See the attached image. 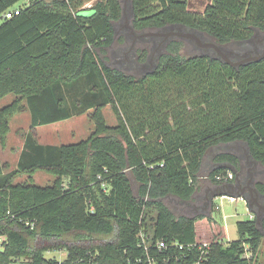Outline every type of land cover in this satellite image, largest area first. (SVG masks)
Instances as JSON below:
<instances>
[{
  "label": "trees",
  "instance_id": "1",
  "mask_svg": "<svg viewBox=\"0 0 264 264\" xmlns=\"http://www.w3.org/2000/svg\"><path fill=\"white\" fill-rule=\"evenodd\" d=\"M19 1L0 0V15ZM87 1L31 0L0 23V98L18 92L25 100L0 109L1 141L9 117L31 114L18 167L5 172L0 158V233L7 236L0 264H147L142 229L152 234L151 254L157 239L170 246L158 264H195L200 249L178 245L196 244V221L204 215L177 216L166 199L191 201L204 175L217 185L215 174L227 168L206 173L203 164L220 144L246 143L264 167V59L236 67L210 55L184 56V43L172 39L156 68L137 77L101 56L115 40L122 0L86 8ZM132 4L137 29L177 23L221 45L264 32V0H213L203 13L190 11L187 0ZM149 45L141 48L147 60ZM82 77L102 96L94 104V132L73 144L39 143L38 126L75 115L62 90ZM110 103L123 114L115 106L117 126H108L101 113ZM216 158L240 170L235 154ZM39 170L54 181L35 184ZM22 175L27 178L19 181ZM256 186L264 193V179ZM237 229L239 237L226 244L212 240L199 264H255L264 232L256 219L239 220ZM59 248L68 251L65 260L46 256Z\"/></svg>",
  "mask_w": 264,
  "mask_h": 264
},
{
  "label": "rangeland",
  "instance_id": "2",
  "mask_svg": "<svg viewBox=\"0 0 264 264\" xmlns=\"http://www.w3.org/2000/svg\"><path fill=\"white\" fill-rule=\"evenodd\" d=\"M188 9L192 12L203 13L206 7L213 3V0H187ZM95 0L87 1L84 6L86 8L91 7L94 4ZM26 0H20L15 4L14 7H19L24 5ZM157 3H155V6ZM123 6V15L122 18L116 24V36L114 42L106 48L105 53H101L104 61L113 67L120 68L126 73H132L137 77L146 74L154 70L158 64L159 58L165 51V45H161L159 49H149L151 56V64L148 63L147 58L142 57L141 48L143 45L142 40L135 41L131 40L132 30L137 36L144 35L147 33H155L162 31L156 27H146L137 29L135 28V18L136 14L134 12L132 0H122ZM159 5H157L158 7ZM160 8V6H159ZM157 8V9H159ZM4 15H0V23H2ZM141 17L139 18V20ZM177 23L168 24V26H174L173 29H168L166 33H175L170 35L169 41L172 39H180L184 44L181 53L184 56L204 54L212 55L216 58L217 54L209 51H205L200 45L196 44V40L191 37H181L176 35V32L180 33H192L190 27L181 26V30L176 28ZM198 31V30H197ZM202 42H212L216 43L214 38L209 37L205 33L198 31L196 33ZM130 38V39H129ZM151 41V40H150ZM152 42V41H151ZM150 42V43H151ZM150 43H147L149 45ZM153 43V42H152ZM133 45V47H131ZM150 46V45H149ZM226 47L225 45H223ZM130 48V49H129ZM151 48V47H150ZM230 58V56L227 54ZM149 59V57H148ZM139 61V62H138ZM145 61V62H144ZM140 62H144L139 64ZM146 66L140 70L141 67ZM66 101L69 106L75 112L71 118L54 122L48 125L38 126L36 130L37 141L41 144H73L77 142H82L94 132L95 130V121L92 118V115L95 111L94 104H96L102 96H98L94 90L93 84L88 81L87 77H82L75 80L73 83L64 84L62 90ZM19 101L20 105H25V100L22 95L18 92H7L0 98V109L3 107L13 104V102ZM121 113V109L118 105L107 104L101 109V113L104 117V120L108 126H117L120 123L119 114L116 107ZM9 130L6 133L5 142L1 141L0 138V157L4 165H6V172H10L18 167V163L21 159V154L24 149L26 136L29 135L31 129V114L27 111L14 113L11 117L8 118ZM205 176V175H204ZM26 175H22L18 180L23 181L26 179ZM131 178L134 183L135 189L137 188V183L134 180V177L131 175ZM55 179V175L52 173L39 170L34 174V183L38 185H48L51 184ZM202 185H206L203 183ZM203 186V187H204ZM200 194L204 195V191H201ZM248 194V190H247ZM166 202L169 204L172 210L175 211L177 215L182 213V207L178 203V199L173 196H170L166 199ZM198 205V203H195ZM214 206H208L206 209H197L191 211H184V215H194L195 213H204L210 214L212 211V219H200L196 222V230L199 238L207 237L212 240H221V233L224 232L222 226L226 228V237L223 239L226 244L228 241L235 240L239 237L237 222L239 220L250 219V213L248 204L245 200H238L231 202L227 199L221 198L220 196L214 199ZM219 207L216 209V207ZM46 256L55 257L58 259H64L67 256L66 248L53 249L52 251H47ZM255 264H264V237L261 241L259 251Z\"/></svg>",
  "mask_w": 264,
  "mask_h": 264
},
{
  "label": "crops",
  "instance_id": "3",
  "mask_svg": "<svg viewBox=\"0 0 264 264\" xmlns=\"http://www.w3.org/2000/svg\"><path fill=\"white\" fill-rule=\"evenodd\" d=\"M221 152H230V153L235 154L239 158V166H240L239 177H238V174L236 171L232 170L231 168H228V165H229L228 162L217 161L216 155L221 153ZM217 167H224V168H227V170H231L235 173L234 179H232L229 182H232L234 184L236 183V187H234V188L227 187L226 185L229 182H223V183L218 182L217 185H213L209 181V179H207V178L201 179L199 182L201 187L199 190H197V192H196L197 195L191 201H182V200H179L178 198H176V199H178V203L182 207V209H181L182 213L179 215H177L175 213V211L173 210L177 216L184 215V211L186 210V207H188L187 211H190V212L191 211L193 212V206L200 207L201 203H203L202 196H204L203 194L202 195L200 194L201 191H204V194H205V192L209 191L212 194V196L216 195L215 198H217L219 196L222 198V196H224V195H232V194L237 195L239 192H242L243 190L248 188V182L246 181V174L247 173L254 170V168H256V170L261 172L262 175L264 173V167L261 166V164L259 162L253 163L250 160V158L248 157L247 152H246L245 143L242 141L234 142V143H227V144H220V145H217V146L210 149L208 155L205 158V161L203 164V170L206 173H209L210 171L214 170ZM4 171L6 172V168ZM237 177L239 178L238 182H236ZM33 178H34V175H33ZM203 183H205L206 185L205 186L202 185ZM230 190H232V191H230ZM198 195H199V198H201L200 201H199V198H197ZM215 198H213V200L211 201V203L209 205V206H212V208H214V209H215V206H214V199ZM195 203H198V205H195ZM218 208L219 207L217 206L216 209H218ZM213 212H214V210L212 211L211 216H208L210 214H204V213H195L194 215L201 214V215H204V217L201 219L207 218L209 220V219L214 218ZM251 214L255 215V219H256V214L254 212H251ZM222 227L224 229V232L221 233V237H220L221 241H223V239L227 236L226 235V228L224 226H222ZM197 240L212 241V239H209L207 237H204V239L199 238L198 233H197Z\"/></svg>",
  "mask_w": 264,
  "mask_h": 264
},
{
  "label": "flooded vegetation",
  "instance_id": "4",
  "mask_svg": "<svg viewBox=\"0 0 264 264\" xmlns=\"http://www.w3.org/2000/svg\"><path fill=\"white\" fill-rule=\"evenodd\" d=\"M173 28H175V27L166 25V26L161 28L162 31H160V32L147 33V34L139 35V36L134 34V32L132 30V33H131L132 35H129V33H128L127 36H130V37L132 36L131 40L134 43H135V41H139V40L141 41L142 40L143 45H147V43H150L152 41L153 43L152 42L150 43V44H152L150 46L151 47L150 49H159L161 47V45L163 46L169 41L170 35L175 34V33H166L165 31H167L168 29H173ZM176 28H178V27L176 26ZM178 29H179L178 31L181 30V28H178ZM176 35L181 36L183 38L188 37V36L184 35V33H180V32H176ZM191 38H193V37H191ZM194 39L196 40L195 41L196 44L200 45V47L202 46L201 48H203L206 52L207 51L212 52V53L214 52L217 54V57H221V54L219 53V51L215 47L210 46V45L209 46L202 45L199 43V41L196 38H194ZM217 44H219V43H217ZM219 45H221V44H219ZM221 46H223V45H221ZM225 46H226L225 47L226 49L223 52L226 55L228 54L234 62L240 61L245 56L259 55V54L264 52V32L257 31V33H256V31H255V33L249 39L244 40V41L233 42V43H231L229 45H225ZM131 47H133V45ZM231 55L233 57H231ZM210 56H212V55H210ZM148 60H149L148 63L151 64V61H152L151 56H149ZM143 68H146V66L141 67L140 70ZM260 179H264V173L262 175L261 172L256 170V168H254V170H252L246 174V181L248 182V186L255 185V187H257L256 184ZM248 194L250 196L252 194L253 195L252 198L253 197L257 198V201L255 202V207L257 209H262V206H264V193L260 192V195H255L254 192H250L248 190ZM196 195H197V193L194 195V197ZM197 198H199V195L197 196ZM200 199L201 198H199V201H200ZM212 199H213L212 194L209 191L205 192L204 196H202L203 203H201L200 207L193 206V210L206 209L210 205ZM262 210L264 213V209H262Z\"/></svg>",
  "mask_w": 264,
  "mask_h": 264
},
{
  "label": "built area",
  "instance_id": "5",
  "mask_svg": "<svg viewBox=\"0 0 264 264\" xmlns=\"http://www.w3.org/2000/svg\"><path fill=\"white\" fill-rule=\"evenodd\" d=\"M31 0H26V3L24 5H21L19 7H12L11 9H9L7 12H5L4 14V18H12L15 15H18L21 10L22 7H24L25 5H28L30 3ZM86 7V6H84ZM206 178V176H203ZM235 177V173L231 170H227V171H221L215 174L214 178L217 182L223 183V182H229L232 179H234ZM222 198L227 199L231 202H235L240 200H245V198L243 196H237V195H224L222 196ZM250 219H255V215L250 213ZM28 225L33 226L34 222H27ZM139 239H140V244L141 246L144 247L147 257H146V261L147 264H158V258L160 256H158L159 253H161L163 250H167L170 246L168 245V243L164 240V239H157L155 240V244H154V249L155 251H157L156 255H153L150 253V249L152 245V234L150 232L145 231V229L140 230L139 234ZM7 241V236L5 234L0 233V251L4 250L5 248V242ZM223 242V241H221ZM176 243V242H175ZM173 243V244H175ZM211 245V241H207V240H197L196 244H192V245H184V244H180L178 245L179 248H184L187 247L188 250H190L191 248H193L194 246H197L200 249V257L199 260L195 263V264H199L200 261L207 259L208 254H209V248ZM250 255V254H249ZM68 257V251H67V256L64 259H59L60 261L65 260ZM58 259V258H57ZM180 258L177 257V260H179ZM165 261H169L171 260V257L166 256L164 257Z\"/></svg>",
  "mask_w": 264,
  "mask_h": 264
},
{
  "label": "water",
  "instance_id": "6",
  "mask_svg": "<svg viewBox=\"0 0 264 264\" xmlns=\"http://www.w3.org/2000/svg\"><path fill=\"white\" fill-rule=\"evenodd\" d=\"M98 0H95V2H94V4L93 5H95V3L97 2ZM83 12H85V13H91V10H89V9H87V10H85V11H83ZM84 13V14H85ZM177 25V27L178 28H181V26H183L182 24H176ZM191 31H193L192 33H185L184 35H186V36H188V37H193V38H196L198 41H199V43L200 44H202V45H205V46H213V47H215L218 51H219V53L221 54V57H216L217 59H221L222 61H225V62H227L228 64H231V65H233V66H236V67H239V66H241V65H245V64H247V63H249V62H253V61H260V60H262V59H264V52L263 53H261V54H259V55H251V56H245L243 59H241L240 61H238V62H234L231 58H229L223 51L226 49L225 47H223V46H221V45H219V44H217V43H212V42H206V43H204V42H201L200 40V38L198 37V35L196 34V33H198V31L197 30H195V29H193V28H191ZM257 31H259V30H256V33H257ZM179 34V33H178ZM180 35V34H179ZM231 57H233L232 55H231ZM245 147H246V152H247V155H248V157L250 158V160L253 162V163H257V161L254 159V157L251 155V153H250V150H249V147H248V145L245 143ZM228 168H231L232 170H234V171H236L237 172V174H238V177H239V174H240V170L237 168V167H235V166H233V165H231V164H229L228 165ZM237 177V181L236 182H238L239 181V178ZM227 187H229V188H234V187H236V183L234 184V183H232V182H229L227 185H226ZM250 192H254L255 193V195H260V192L258 191V189H257V187H255V185H251V186H248V188H247ZM247 189H245V190H243L242 192H239L238 194H237V196L239 195V196H243L244 198H245V201L247 202V204H248V207H249V210L251 211V212H254L255 214H256V223H257V225L262 229V231L264 232V213H263V210L262 209H264V206H262V209H257L256 207H255V202L257 201V198L256 197H253L252 198V194H251V196L249 195V194H247ZM230 191H232V190H230ZM216 197V195H214L213 196V198H215ZM213 200V199H212Z\"/></svg>",
  "mask_w": 264,
  "mask_h": 264
}]
</instances>
